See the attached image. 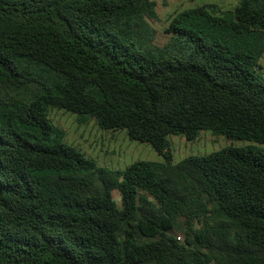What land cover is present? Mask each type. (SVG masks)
Masks as SVG:
<instances>
[{
	"label": "trees",
	"instance_id": "16d2710c",
	"mask_svg": "<svg viewBox=\"0 0 264 264\" xmlns=\"http://www.w3.org/2000/svg\"><path fill=\"white\" fill-rule=\"evenodd\" d=\"M155 18L152 0H0V264H264V0L176 13L184 45H154ZM49 108L164 162L99 167ZM201 130L256 145L172 163L167 138Z\"/></svg>",
	"mask_w": 264,
	"mask_h": 264
},
{
	"label": "rangeland",
	"instance_id": "374dc122",
	"mask_svg": "<svg viewBox=\"0 0 264 264\" xmlns=\"http://www.w3.org/2000/svg\"><path fill=\"white\" fill-rule=\"evenodd\" d=\"M156 3V18L150 20L155 30L153 44L164 47L170 39L185 44L184 38L175 33H166L171 19L176 13L198 6L213 4L217 15H224L238 5L239 0H152ZM227 46H244V41L232 38L229 33H202ZM246 43H249V39ZM256 72L264 78V55L258 61ZM48 119L57 130L60 141L72 146L97 166L110 171L123 172L134 162H164V159L145 142L128 138L125 130L106 131L100 129L89 116L69 113L64 110L49 108ZM172 163H178L189 156L207 155L226 147H246L256 145L249 141H232L210 130H201L196 139L188 141L181 135L167 138ZM264 147V146H262ZM114 200L120 206L119 193L113 192Z\"/></svg>",
	"mask_w": 264,
	"mask_h": 264
}]
</instances>
